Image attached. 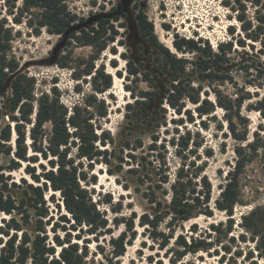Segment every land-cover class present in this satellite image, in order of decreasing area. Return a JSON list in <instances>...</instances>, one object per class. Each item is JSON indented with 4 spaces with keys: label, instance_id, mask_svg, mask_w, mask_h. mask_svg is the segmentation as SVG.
<instances>
[{
    "label": "rangeland",
    "instance_id": "rangeland-1",
    "mask_svg": "<svg viewBox=\"0 0 264 264\" xmlns=\"http://www.w3.org/2000/svg\"><path fill=\"white\" fill-rule=\"evenodd\" d=\"M64 1L72 13L86 21L96 15L113 17L124 13L121 21L127 24L128 30L120 28L122 36L117 42L111 44L110 48L102 53H98L92 46H80L75 42L69 44L63 39V35L52 34L46 27L40 30V34H36L34 28L38 27L41 9L33 7L28 10L24 0H0V19L4 28L10 30L12 37L10 49L6 54L7 59L19 65V74L23 73L34 79L35 97L41 96L44 92L54 97L57 94L60 103L68 108L69 113L73 112L75 105L81 108L83 116L92 113L93 123L108 132L113 139V143L109 142L108 147L101 146L102 149L107 148L109 153L115 155L110 157L111 163L89 164L84 160L83 169L88 178L80 182L92 202L96 204L101 219H106L107 226L94 234L88 232V226H84L83 230L79 227L74 229L71 226L74 221L64 207L60 193L49 188L45 192V207L49 213L44 218L45 222L48 221L46 231L49 241H54L53 238L56 236L61 239L66 236L65 238L72 243H77L79 253H86L83 264H173L170 258L175 259V251L178 249L174 245L175 240L172 239L165 248H162V239L154 236V231L170 233L166 227L170 218L158 229L141 224V217L144 214L153 216L160 211L144 198L142 193L147 187L140 185L129 169L140 170L142 175L150 177L149 179L155 184L159 183L157 170L162 168L160 172L166 173L169 179L163 187L170 191V184L174 182L177 169L183 162L189 165L194 161L211 182V206L214 215L211 217L201 215L189 221H179L175 233L176 235L184 233L187 238L191 235L197 239L206 238L212 240L214 246L209 253L199 251L188 254L177 264H264V257L257 247L259 237L246 228L242 218L255 208H261V212L264 213V116L254 109L256 101L264 95V87L245 86V78L242 75L238 76L237 85L226 82L215 84L211 88L208 83H203V91H208V98L215 105V111L211 115L201 118L194 110L195 105L189 102H184V109L187 112L183 109V114L179 115L166 100L164 104L158 101L155 104L151 103L149 109L152 113L164 112L165 118H160L158 115L160 126L149 128L136 117L132 119V111L129 112L130 108H138L135 100L141 99L140 93L152 90L153 87L146 81H137L136 77L129 75L128 59L134 60L139 65L142 63L141 69L146 71L153 65V62H148L147 56L152 54L153 59L158 56V51L148 44H144L143 49L139 48L141 39L136 27L134 8L137 0ZM139 3L153 21L155 32L163 45L173 48L172 41L176 33L181 37L195 39L202 37L214 48L219 42L231 40L237 47L236 40L242 39L246 43V50L255 52L260 50L264 60V0H140ZM15 18H19L21 22H17ZM30 22L33 27L30 26ZM245 25L250 27L249 33L260 35L259 41L245 37L247 33L243 29ZM230 28L235 34H231ZM119 40L126 44H121ZM249 45H254V48ZM238 49L243 48L239 46ZM60 58H64L67 67L59 66L57 61ZM94 58L93 71L104 67L105 72L113 78L112 87L103 93L94 91L92 77L86 74ZM165 61L163 57L162 62L158 64L159 68L166 70V74L161 77V83L167 81L170 84V74L167 72ZM114 63L117 66H114ZM7 81L0 82L2 107L0 131L8 123L12 129L15 127L14 113L10 109L12 89L7 86ZM194 83L196 87L200 85L197 78H194ZM160 91L165 98V88L161 87ZM215 91H220L228 99L235 98L237 93L250 97L246 99L242 109V122L234 118V126L246 140L240 141L234 138L231 131L232 123L226 120L225 111L216 105ZM201 97L204 98L206 95L202 94ZM103 100L106 102L107 116L99 117L97 107ZM89 102H93V105L89 106ZM189 115L194 117V122L189 121ZM34 117L35 113L33 120ZM144 118L150 119L147 115H144ZM173 119H176V123ZM201 121L206 122L207 128L201 124ZM24 125L28 136L31 125ZM51 127V123H46L44 129L49 132ZM189 130L194 142L193 144L191 140L193 153L189 155L188 152H183L180 156L176 152L177 147L172 146L171 142L173 140L179 142L180 135L186 137ZM97 131L101 133V129L98 128ZM13 134L14 138L4 143L15 149L17 137L15 130ZM136 139H141L142 144L139 145ZM127 140L130 141L129 146L124 145ZM31 142L28 136L26 145L29 154H33L30 150ZM246 144H250V147L245 148L244 154L250 156L251 160L239 176V201L233 208V215L230 216L225 211L217 209L215 201L219 199L222 187L227 183L228 173L234 170L239 159L235 148ZM72 153L73 155L76 153L75 148L72 149ZM128 153L133 154L135 158H131ZM117 155L119 158H116ZM40 162L46 166V169L51 168L47 160L42 157ZM40 162L31 164L36 167L37 173L43 169ZM21 165L16 170H6V173L11 174L12 177L8 183L14 185L3 190L5 194L12 195L16 200L25 198V207L31 212L30 224L22 225V222L20 224L23 231L34 236L38 216L29 205L33 194L29 191L28 184L35 186L41 183L35 182L25 172L26 163ZM156 191L165 207H170V197L162 194L160 190ZM261 212L258 214H262ZM6 216L0 211V238L3 240L8 238L3 235V232L9 229L7 223L12 224L11 217ZM63 216L70 221H64ZM19 219L20 216L16 215V220ZM192 225H196V228H191ZM211 225H215L216 230ZM21 233L22 231L20 235ZM123 233L127 237L126 251L124 255L117 256L119 247L115 246L114 240ZM57 250H60V247Z\"/></svg>",
    "mask_w": 264,
    "mask_h": 264
},
{
    "label": "trees",
    "instance_id": "trees-1",
    "mask_svg": "<svg viewBox=\"0 0 264 264\" xmlns=\"http://www.w3.org/2000/svg\"><path fill=\"white\" fill-rule=\"evenodd\" d=\"M24 5L28 10L33 7L42 10L41 18L37 23L38 27L34 28L36 34H40V30L46 27L52 34L63 35L73 25L86 21L84 18L79 19L77 14L72 13L64 0H24ZM136 8L138 7L136 6ZM122 16L96 15V19L89 25H83L78 30H72L67 42L69 44L75 42L80 46H92L96 48L98 53H102L122 36L120 28L126 27V23L121 21ZM136 19L141 33L152 43L159 44L154 33V25L143 9H139ZM15 20L21 22L19 18H15ZM241 20L243 19L241 18ZM30 26L33 27L32 22H30ZM243 29L247 32L245 37L259 41L260 35L248 32L250 27L245 25ZM230 32L232 35L235 34L231 28ZM11 39L10 30L4 28L0 19V82L3 83L7 81L10 73L16 72L19 67L15 61L7 59L6 56L10 49ZM119 42L124 44L122 40ZM236 42L238 43L237 47L240 46L243 49L239 50L235 47L233 40L219 42L214 48L208 40H204L202 37L197 39L181 37L176 33L173 40L175 51L162 47L171 72L176 71L170 88L167 89L166 97L167 103L176 113L183 114L184 102L194 104V110L201 118H204L205 115L209 116L215 111L214 103L208 98V91H203V83H208L211 88L215 84L226 82L237 85L238 76L242 75L245 78V86L264 87L262 52L260 50L256 52L246 50V43L242 39H237ZM249 46L254 48V45ZM94 60L95 58L91 60L86 74L92 77L94 91L103 93L112 87L113 78L105 72L104 67L96 68L93 71L95 69ZM57 62L63 68L68 66L64 58L58 59ZM114 66H117L116 63ZM127 66L129 75L136 77L137 81L142 80L154 84L150 73L140 72L132 61H128ZM194 78L200 81V85L197 87ZM33 85L34 79L23 73L18 74L11 82L10 109L14 113V129L17 133L16 149L13 151L12 147L5 144L11 141L13 137L12 127L7 124L1 133L3 142L0 141V184L8 186L9 177L3 173L5 168L15 170L22 166V162L27 163L26 172L34 181L42 183V185L37 186L30 184L36 194L32 206L38 216L36 221L37 232L32 236L27 231H23L16 218L12 219V224L7 223L9 229L4 231L3 235L8 238L6 240L0 238V245H2L0 247V264H83L86 253H79L77 243H72L71 240L65 238L66 236L63 239L56 236L53 238L54 241H49L46 231L48 221H44L49 213L45 207V192L51 188L60 193L63 204L74 221L71 224L74 229L79 227L80 230H83L84 226H88V232L94 234L101 228H105L107 226L106 219H101L96 204L92 202L87 190L81 186L80 182L81 180L86 181L88 178L83 169L84 160L88 161L89 164L96 162L111 163L110 157L114 156L113 153H109L107 148L102 149L101 146L108 147V143H113V139L108 135V132L93 123L94 115L92 113L83 116L81 108L76 105L73 107V112L69 113L68 108L60 103L57 94L54 97L44 92L41 96L35 97ZM127 88L129 87L127 86ZM215 92L216 105L225 111L226 120L232 123L231 131L234 138L240 141L246 140L245 137H241L234 126V118L242 122V109L246 99L250 97L237 93L235 98L228 99L220 91ZM140 94L146 99H155L158 96L157 92L152 90H145ZM202 94L206 97L202 98ZM93 98L97 100L96 97ZM136 102L144 103L146 101L137 100ZM88 105L92 106L93 102H89ZM97 108L99 117L107 116V106L104 100L100 102ZM254 109L260 111L264 116V95L256 101ZM184 111L187 112L185 109ZM173 121L176 123V119ZM189 121L194 122L192 115H189ZM201 122L207 128L206 122ZM46 123L52 125L49 132L44 129ZM24 124L31 125L28 136L32 140L30 150L33 154H29V148L26 145L28 136ZM98 128L101 129V133H98ZM187 134L186 137L180 135L179 142L176 143L174 140L171 142L172 146L177 147L176 152L180 156L183 152H188L189 155L193 153L191 140L193 144L194 142L191 139L190 130ZM247 146L250 147V144L235 148L239 159L234 170L228 173L227 183L222 187L219 199L215 201L217 209L225 211L230 216L233 215V208L239 201V176L251 160L250 156L247 157L244 154ZM74 148L76 153L73 155L72 149ZM11 154L14 155V158L11 157ZM128 155L135 158L131 153ZM183 156L185 157V155ZM40 157L47 160L51 168L46 169V166L40 162ZM3 160H7V162H2ZM38 162L43 169L37 173L36 167L31 164ZM161 169L158 168L156 173L159 176V183L154 184L147 175L138 177L140 185L147 187V190L142 193L143 196L160 211L153 216L144 214L141 217V224L158 229L162 223L170 218L166 223L170 233L154 231V236L162 239V248H165L172 239L175 240L174 245L178 249L175 251V259L170 258L173 264H177L179 260L191 253L195 254L199 251L209 253V250L214 246L212 240L197 239L193 235L187 238L184 233L177 235L175 233L176 224L179 221H189L201 215L208 217L214 215L211 206L212 185L208 176L202 173L200 166H196L194 161H191L189 165L183 162L177 169L174 182L170 184V191H168L164 189L163 185L168 183L169 179L166 173L160 172ZM130 170L131 173L139 174L140 172L138 169ZM42 179L44 181H41ZM156 190H160L162 194L170 197V207H165ZM0 210L8 214H19L25 224H30V213L25 208L24 201L18 204L11 196L5 197L0 192ZM259 212H261V208H255L249 215L242 218L246 228L252 230L259 237L257 247L264 257V213L258 214ZM62 218L64 221H70L66 216ZM211 227L216 230L215 225H211ZM191 228H196V225H192ZM20 231H22L21 235ZM192 232L194 233V230ZM126 243L125 233L114 240L115 246L119 247L117 256L124 255ZM58 247L60 250H57ZM170 250L173 251L174 249L170 248Z\"/></svg>",
    "mask_w": 264,
    "mask_h": 264
},
{
    "label": "flooded vegetation",
    "instance_id": "flooded-vegetation-1",
    "mask_svg": "<svg viewBox=\"0 0 264 264\" xmlns=\"http://www.w3.org/2000/svg\"><path fill=\"white\" fill-rule=\"evenodd\" d=\"M139 1L140 0H137V2L135 3V5H134V8H135V11H136V14L138 13V11H139V9H143V11L147 14V12L145 11V9H144V7L143 6H141L140 5V3H139ZM136 6L138 7V8H136ZM122 15H124V13L122 14ZM148 15V14H147ZM148 18H149V16H148ZM149 20L153 23V21L149 18ZM135 21H136V26H137V30H138V33H139V36H140V39H141V45H140V49H143V46H144V44H148L149 45V47H154L157 51H158V56L155 58V59H153V57H152V54H150V55H148L147 56V60H148V62H150V63H152L153 62V65H152V67H151V69H149V70H146V71H144V70H142L141 69V67H142V63L139 65L138 63H136L134 60H132V59H128V61H132L137 67H138V69H139V71L140 72H142V73H146V72H148V73H150V77H152L153 78V82H154V84H150V85H152V87H153V89H152V91H154V92H157V94H158V96L155 98V99H146V98H144V97H140L141 99H136L135 100V103H136V105L138 106V108L137 109H132V108H130L129 109V112H131L132 111V119L134 118V117H136L137 118V120L139 121V122H141L142 124H145L147 127H149V128H152V127H159L160 126V121H159V119H158V115L160 116V118H165V116H164V112H160L159 114H157L158 113V111H156V113H152L151 112V109H149V106H150V104L152 103V104H155V103H157L158 101L159 102H161L162 104H164V100H166V97H167V93H168V88H170V85H171V83H172V81H173V76H174V74L176 73V71L175 72H171V69H170V65H169V62H168V59H167V56L163 53V51H162V47H166V48H168V49H171V50H173V51H175V49H174V47L173 48H171V47H169V46H166V45H163L161 42H160V40H159V38H158V36H157V34H156V32H155V25H154V23H153V25H154V33H155V35L157 36V39H158V41H159V44H154V43H152L147 37H145L142 33H141V30H140V26H139V23H138V21H137V19H136V15H135ZM127 30H128V27H127V24H126V27H125ZM124 28V29H125ZM127 34H128V31H127ZM174 40V39H173ZM126 43L124 42V44L123 45H125ZM172 46H173V41H172ZM165 58V64H166V68L168 69L167 70V72H168V74H170V84H169V82H167V81H163V83H161V77L164 75V74H166V70L165 69H161V68H159L158 67V64H160L161 62H162V58ZM161 87H164L165 88V91H166V94H165V98H164V95L163 94H161ZM146 101V102H144V103H138V102H136V101ZM167 102V101H166ZM169 105V104H168ZM130 107H132V105L130 106ZM0 109H1V115H2V107L0 106ZM147 110V111H146ZM142 111H143V113H142ZM144 115H147L148 116V118H150L149 120L148 119H145L144 118ZM0 118H1V116H0ZM155 121V122H154ZM9 124V123H8ZM7 125V124H6ZM5 125V126H6ZM4 126V127H5ZM3 127V128H4ZM3 128L1 129V131H0V141L1 142H3L2 141V139H1V133H2V130H3ZM14 128L12 129V135H13V137H12V139L14 138ZM17 134V133H16ZM11 139V140H12ZM137 141V143L139 144V145H141L142 144V140L141 139H136ZM10 142V141H9ZM130 141L129 140H127L126 142H125V144L124 145H126V146H129L130 145V143H129ZM125 147V146H124ZM15 149H16V139H15ZM15 149H13V151H15ZM122 149H124V148H122ZM114 155V154H113ZM11 157L12 158H14V155L13 154H11ZM114 157H115V155H114ZM119 158V155H117L116 156V158ZM2 162H7V160H3ZM22 163H26V162H22ZM21 163V164H22ZM26 165H27V163H26ZM26 168V167H25ZM18 169V168H17ZM6 170H9V169H7V168H5L4 170H3V173L5 174V176L6 177H9V179L7 180V185L8 186H5V185H2V184H0V192H2L3 194H4V196L5 197H8V196H11L12 198H13V196L12 195H10V194H5V192H4V190L3 189H9L10 187H12L13 185H14V183H8L10 180H12V177H10L11 176V174H7L6 173ZM16 170V169H15ZM9 171H12V170H9ZM129 171H130V173H131V170L129 169ZM140 171V170H139ZM25 172H26V170H25ZM27 173V172H26ZM28 174V173H27ZM132 175H134V176H136V179H137V182L139 183V181H138V177L141 175V176H143L142 175V173L141 172H139V174H136V173H131ZM29 175V174H28ZM30 176V175H29ZM24 180V179H23ZM36 182V181H35ZM38 183H41V182H38ZM33 185V184H32ZM40 185H42V183L40 184ZM35 186H37V185H35ZM28 187H29V191L33 194V196L31 197L32 198V201L30 202V206L33 208V206H32V203H33V200H34V197L36 196V194H35V192L32 190V188L30 187V185L28 184ZM19 188V187H18ZM54 191V190H53ZM26 192V194L28 193L27 192V190L25 191ZM29 192V193H30ZM56 192V191H55ZM143 195V194H142ZM145 198V197H144ZM14 199V198H13ZM146 199V198H145ZM18 204H21L23 201H24V203H25V198H21V199H19V200H16V199H14ZM25 206H26V203H25ZM65 207V206H64ZM26 208V207H25ZM27 210H28V213H30L31 214V212L29 211V209L28 208H26ZM34 209V208H33ZM1 211V210H0ZM3 212V211H2ZM3 213H5V212H3ZM6 215H19V214H16V213H12V214H8V213H5ZM36 215V214H35ZM20 216V215H19ZM13 218H16V216H12L11 217V219L10 220H12ZM20 223L22 222V225H24L25 223L23 222V220H22V218H21V216H20V219L18 220ZM25 225H29V224H25ZM36 229V228H35ZM36 232H37V230H36Z\"/></svg>",
    "mask_w": 264,
    "mask_h": 264
},
{
    "label": "water",
    "instance_id": "water-1",
    "mask_svg": "<svg viewBox=\"0 0 264 264\" xmlns=\"http://www.w3.org/2000/svg\"><path fill=\"white\" fill-rule=\"evenodd\" d=\"M94 19H96V17H92L91 19H89V20H87V21H85V22H83V23H78V24H76V25H73L69 30H67V32H65L64 34H63V39L64 40H68V38H69V33L72 31V30H78V29H80V27L81 26H83V25H89ZM19 70L18 71H16V72H14L12 75H10L9 76V78L7 79L8 81H7V86H10L11 87V82H12V80L19 74Z\"/></svg>",
    "mask_w": 264,
    "mask_h": 264
},
{
    "label": "bare ground",
    "instance_id": "bare-ground-1",
    "mask_svg": "<svg viewBox=\"0 0 264 264\" xmlns=\"http://www.w3.org/2000/svg\"><path fill=\"white\" fill-rule=\"evenodd\" d=\"M137 27V26H136ZM130 28V27H129ZM12 216H16V215H7L6 217H12Z\"/></svg>",
    "mask_w": 264,
    "mask_h": 264
}]
</instances>
